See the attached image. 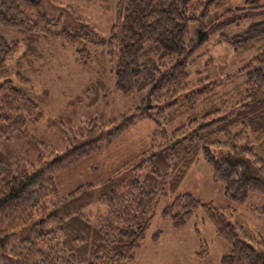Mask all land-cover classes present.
I'll list each match as a JSON object with an SVG mask.
<instances>
[{"label":"trees","instance_id":"16d2710c","mask_svg":"<svg viewBox=\"0 0 264 264\" xmlns=\"http://www.w3.org/2000/svg\"><path fill=\"white\" fill-rule=\"evenodd\" d=\"M96 1L115 11L108 36L72 6L51 0H0V25L23 32L27 50L40 37L75 45L81 62L106 47L116 90L129 95L147 89L140 116L155 119L158 128L135 168L146 162L149 171L143 178H109L98 195L92 183L61 194L55 182L57 173L99 152L104 137L110 147L139 113L120 120L102 114L84 120L77 130L66 132L69 143L62 153L52 150L27 162L13 155L9 143L22 137L38 151L32 132L43 118L41 95L19 61L25 53L20 54L17 79L0 82V264H129L147 239L160 202L177 192L199 160L212 167L214 181L231 204L219 208L180 193L162 207L160 216L180 229L202 210L230 248L220 264H264V239L230 220L237 206L248 204L251 193L264 194V4L246 0L243 6L222 10L223 0ZM251 16L263 19L241 34L223 33ZM193 23L195 34L186 41ZM213 33H219L218 43L228 42L236 51L256 50L240 68L244 79L238 91L227 98L219 95L223 78L188 81L191 56ZM19 47L20 41L0 36V76L9 72L6 61ZM226 99L232 102L223 108ZM201 106L204 110H198ZM185 114L187 121L170 131L160 121L170 123ZM95 200L106 204L104 215L84 211ZM162 234L154 232L152 241ZM201 242L205 244L196 254L206 258L209 250Z\"/></svg>","mask_w":264,"mask_h":264},{"label":"rangeland","instance_id":"374dc122","mask_svg":"<svg viewBox=\"0 0 264 264\" xmlns=\"http://www.w3.org/2000/svg\"><path fill=\"white\" fill-rule=\"evenodd\" d=\"M51 1L72 6L77 15L95 25L99 32L106 36L110 34L114 9H102L96 0ZM245 1L223 0L224 4L220 5L219 9L243 6ZM260 3L264 4V0H260ZM45 6L47 7L46 3ZM194 7L195 5L190 7L192 11ZM262 19L252 16L245 18L225 28L223 33L229 36L241 34L252 23ZM196 28L195 23L190 25L186 41L195 34ZM0 36L9 41H20L18 52L6 61L5 66L9 72L0 76V82L7 78L17 79L14 75L17 70V58L25 53L19 61L22 60L25 72L28 69L30 74L28 75L33 78L36 92L41 95L43 102L41 111L43 118L32 132L37 138L38 151L31 149L32 140L22 137L9 143L8 149L10 147L13 150V155L17 154L22 158V162H27L36 161L39 154L44 153L46 156L52 150L57 153L65 152L69 143L66 132L70 129L77 130L84 120L100 114L120 120L139 113L134 118V124L115 138L110 147L107 146L104 137L99 152L91 153L57 173L55 182L61 194H67L80 185L92 183L98 195L103 183L109 178L146 176L149 171L148 164L143 162L142 167L136 168L135 165L140 163L144 157L143 153L149 149L151 137L158 128V123L151 117L140 116L144 105L142 98L147 89L129 95L116 90L114 65L106 54V47L96 48V54L93 50L90 58L86 62H81L76 46L72 44L67 45L58 40L40 37L34 47L27 50L26 35L16 28L3 25H0ZM218 37L219 33L211 34L209 40L193 53L187 67L188 81L190 84L199 83L200 80L207 83L217 77L223 78L225 83L219 88V95L227 98L234 96L236 90L238 91L239 88L236 86L244 79L240 68L256 54V50L236 51L228 42L218 43ZM227 100L223 108L232 102L231 100L227 103ZM201 109L202 106L198 108ZM160 121L163 122L164 128L170 131L186 122L187 118L185 114L170 123L163 119ZM187 192L192 193L203 203H212L219 208H226L231 204L224 194L222 185L214 181L212 167L199 160L189 170L177 192L160 202L158 214L143 243V246L146 245L136 253L134 261L130 264H220V259L230 251V248L217 236L213 225L205 218L202 210H197L195 217L180 229H174L168 219L160 216L163 206L171 202L177 194ZM263 207L264 194L251 193L248 204L237 206V211L230 220L239 222L245 230L256 234L259 239H264V216L261 214ZM106 210V204L97 200L84 209L87 214L102 215ZM157 230H161L163 236L159 243L153 244L150 237ZM201 239L206 242V248L209 250L206 258H199L196 254L201 251V244H205Z\"/></svg>","mask_w":264,"mask_h":264},{"label":"crops","instance_id":"0c3cea01","mask_svg":"<svg viewBox=\"0 0 264 264\" xmlns=\"http://www.w3.org/2000/svg\"><path fill=\"white\" fill-rule=\"evenodd\" d=\"M162 236H163V234H162ZM162 236H161V238L157 241V242H154V241H152V239H151V242H153V244H157V243H159L160 241H161V239H162ZM151 238V237H150ZM148 242V241H147ZM146 244H144V246H145ZM144 246H143V248H144ZM143 248H141L140 250H142ZM134 261V260H133ZM132 261V262H133ZM131 263V262H130ZM129 263V264H130Z\"/></svg>","mask_w":264,"mask_h":264},{"label":"water","instance_id":"95a60500","mask_svg":"<svg viewBox=\"0 0 264 264\" xmlns=\"http://www.w3.org/2000/svg\"><path fill=\"white\" fill-rule=\"evenodd\" d=\"M150 103H151V102H150V99H149L147 105L145 106V109H148V108H149Z\"/></svg>","mask_w":264,"mask_h":264}]
</instances>
